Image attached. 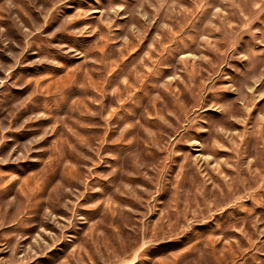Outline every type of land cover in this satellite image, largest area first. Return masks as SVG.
I'll return each instance as SVG.
<instances>
[{
    "label": "rangeland",
    "instance_id": "374dc122",
    "mask_svg": "<svg viewBox=\"0 0 264 264\" xmlns=\"http://www.w3.org/2000/svg\"><path fill=\"white\" fill-rule=\"evenodd\" d=\"M0 264H264V0H0Z\"/></svg>",
    "mask_w": 264,
    "mask_h": 264
}]
</instances>
